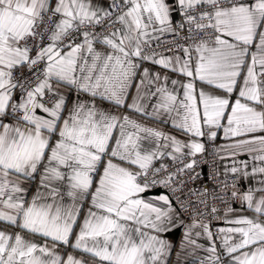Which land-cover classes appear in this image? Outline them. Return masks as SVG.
Instances as JSON below:
<instances>
[{
  "label": "snow or ice",
  "instance_id": "6c2138e0",
  "mask_svg": "<svg viewBox=\"0 0 264 264\" xmlns=\"http://www.w3.org/2000/svg\"><path fill=\"white\" fill-rule=\"evenodd\" d=\"M182 256L264 264V0H0V264Z\"/></svg>",
  "mask_w": 264,
  "mask_h": 264
},
{
  "label": "built area",
  "instance_id": "2783aa9c",
  "mask_svg": "<svg viewBox=\"0 0 264 264\" xmlns=\"http://www.w3.org/2000/svg\"><path fill=\"white\" fill-rule=\"evenodd\" d=\"M164 39H171V37H164ZM163 50V49H160ZM215 130V129H213ZM205 148L206 152L203 156L199 157L201 160H206V164H201L199 168H197V171L201 173V179L204 182V184L208 185L209 188L212 187V182L208 180V175L215 174V172L218 171L217 168V162L219 158V139L217 138L214 143L207 142L205 140ZM236 180V177L232 175H228L225 177V175H222L219 173V176L217 177L215 183L218 185L217 191L221 194L222 199L215 200L214 203L215 206L220 210L217 213V217H221V212L223 210L231 208H236L240 205L239 199H233L231 197L230 191H225L223 189V184L231 185ZM200 184H194L190 185V187H199ZM236 187L238 189L243 188V182H237ZM226 201L227 203H224ZM203 207L202 205L200 206ZM217 217H209L207 213L205 214V222H210L212 224V231L215 232L218 227H220V220ZM186 220L190 221V217H186Z\"/></svg>",
  "mask_w": 264,
  "mask_h": 264
},
{
  "label": "crops",
  "instance_id": "0c3cea01",
  "mask_svg": "<svg viewBox=\"0 0 264 264\" xmlns=\"http://www.w3.org/2000/svg\"><path fill=\"white\" fill-rule=\"evenodd\" d=\"M165 130H168V126H165ZM219 158H218V162H217V168H218V172L222 175H224L225 169L226 168H230L235 160V162H239L240 160H250V157L247 154H241L235 158H233L230 154V150L226 149V148H222L221 146L227 145L229 143H232L231 140H226L223 138V133L221 132L219 137ZM250 170V169H249ZM231 175V174H229ZM260 179L259 176H253V177H249L248 179H243V188L241 189V191H246L249 187H258V180ZM233 212L229 213L228 216L226 217V219H233L235 218L236 215H251L250 212H247L245 210V206L240 205L236 208H232ZM227 210V209H226ZM223 210L221 212V217H224L225 215V211ZM186 222H189V220H186ZM231 225H228L224 222V219L220 220V227H229ZM182 229L180 232H177L175 234L174 237H168L169 239H171L173 241L174 244L179 245V241L181 238V234H182ZM201 243H205L207 245V241L201 237L200 241ZM217 244L219 245V241H217ZM70 250V249H69ZM200 254H203L202 252ZM77 256H80V253H76ZM84 259L86 260H91V257L85 256ZM176 257H175V253H173L172 256V260L175 261ZM181 264H185L184 258L183 256L181 257ZM187 264H192V258L189 257Z\"/></svg>",
  "mask_w": 264,
  "mask_h": 264
}]
</instances>
